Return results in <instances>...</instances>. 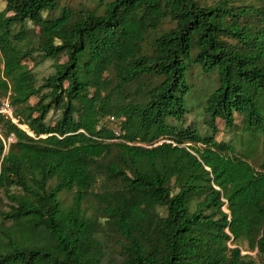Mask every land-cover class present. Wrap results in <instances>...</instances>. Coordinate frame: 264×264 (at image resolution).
Segmentation results:
<instances>
[{
  "label": "trees",
  "instance_id": "trees-1",
  "mask_svg": "<svg viewBox=\"0 0 264 264\" xmlns=\"http://www.w3.org/2000/svg\"><path fill=\"white\" fill-rule=\"evenodd\" d=\"M2 1L0 264H264V0Z\"/></svg>",
  "mask_w": 264,
  "mask_h": 264
},
{
  "label": "rangeland",
  "instance_id": "rangeland-1",
  "mask_svg": "<svg viewBox=\"0 0 264 264\" xmlns=\"http://www.w3.org/2000/svg\"><path fill=\"white\" fill-rule=\"evenodd\" d=\"M101 0H61L60 2V9L63 5H69L72 6L74 8H81V9H87V8H92L98 5V3ZM104 1H111V0H104ZM5 7V2H3L2 0H0V10L3 9ZM59 9V10H60ZM30 66L33 65V62L29 63ZM34 70L36 72H38L39 76L42 77L44 75H47L49 72H51L53 70L52 67V62L51 61H46L41 65H38L34 68ZM144 83H146V81H140L137 82L136 84H134V87H137L138 89V94H139V98L142 99L145 91H146V86L144 85ZM2 111L8 113L9 115H11L12 110L10 108V106L8 105V103L6 102L4 107L1 108ZM194 119L195 118V114L190 115V119ZM221 137V134L219 135V138ZM243 253H247L246 250L243 251ZM251 254H255V252H250Z\"/></svg>",
  "mask_w": 264,
  "mask_h": 264
},
{
  "label": "built area",
  "instance_id": "built-area-1",
  "mask_svg": "<svg viewBox=\"0 0 264 264\" xmlns=\"http://www.w3.org/2000/svg\"><path fill=\"white\" fill-rule=\"evenodd\" d=\"M0 111H2V110H0Z\"/></svg>",
  "mask_w": 264,
  "mask_h": 264
}]
</instances>
